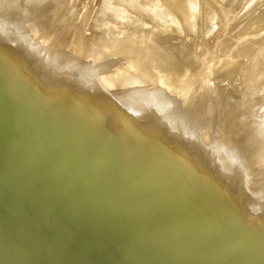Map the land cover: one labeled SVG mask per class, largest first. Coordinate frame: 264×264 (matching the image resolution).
<instances>
[{"label": "water", "instance_id": "water-1", "mask_svg": "<svg viewBox=\"0 0 264 264\" xmlns=\"http://www.w3.org/2000/svg\"><path fill=\"white\" fill-rule=\"evenodd\" d=\"M0 20V264H264V198L240 147L158 82L103 95L111 40L32 41Z\"/></svg>", "mask_w": 264, "mask_h": 264}, {"label": "rangeland", "instance_id": "rangeland-1", "mask_svg": "<svg viewBox=\"0 0 264 264\" xmlns=\"http://www.w3.org/2000/svg\"><path fill=\"white\" fill-rule=\"evenodd\" d=\"M103 1L0 0V20L19 24V18L27 16L25 19V27L31 32L32 41L35 42H40L49 34H56L61 28L67 27V21H72V28H66V38H71L69 46H77L72 55H79L83 50L84 44L93 46V40L95 39L104 41L102 32H106L109 37L112 35V32L109 30H112V27H101L97 25V19L102 11ZM221 1L223 3L225 0ZM226 1L228 2L230 0ZM253 1H255L254 4ZM235 3L240 4H238V7L233 6L229 10L232 12L235 9L234 16L238 14L232 21L233 23L231 22L233 25L230 23L228 27L232 28V30L227 28V31L225 30V33L221 35L218 41H213L211 46L204 47L200 53L198 52L195 55L193 64L195 66L194 73L197 76L193 77L190 85L195 84L197 79L199 84L193 85L194 87L189 86L186 93L188 100L186 102H179V110L180 115L198 113L200 121L206 118L207 123L202 129L201 142L206 152H213L215 142L225 150L232 151L236 147L241 148L244 164L248 169V175L255 176L257 186V188H252V182H246V190L255 198L261 199L264 198V166L256 163L258 156L252 152L261 147L262 152L260 153V157L264 158V136L261 137V141L255 140V132H264V96H262L264 94V85L256 84L252 86V89H256L257 91L248 92L245 85L241 84L240 73L229 72L231 73L229 77L224 74V77L228 80L225 84L230 82L231 79L235 85H241L243 87H240L238 91L231 92V95H229L231 89V85H229L230 89L224 91L223 105L211 103L213 101L211 96L216 91L215 84L221 77V73H223V71L221 72L223 64H226L228 61L237 60L238 57L239 60L235 62V65L242 62L246 59L244 55L247 50L244 51L243 49L246 48L247 44L259 42L258 44L261 45L264 43V13H262L264 12V0H238ZM153 16L155 19L153 20L154 23L152 22L151 24L157 26V22H161L162 20H159L160 18H157L156 15ZM261 19L263 20L262 22ZM125 23L120 22V25L123 26L121 28V34L126 37V46L133 47L131 44L136 41L137 38L135 39V37L139 31L133 28L130 23V25ZM209 23L213 22L210 20L205 21L204 25L206 28L213 26ZM247 23L249 27H247ZM148 24L150 25V23ZM118 29L120 27H115L114 30L118 31ZM146 31L141 32L145 41L143 46L149 45L150 41H153L157 47L160 45L170 47L172 45L165 44L163 40L160 41L161 39L168 40L173 44L178 42L173 41L169 37L149 33L147 27ZM216 31H218V28ZM106 41L107 43H111L109 40ZM181 52L178 50V53ZM240 56H243L245 59ZM133 57L134 54L127 55L123 53L120 55L110 54L96 59V67L99 69V85L103 95L110 98L108 90L117 92V104L121 106H124V87L133 88L137 80L143 79L141 75L136 76L134 74L135 71L129 67L133 63ZM188 65L190 66L191 62H188ZM217 65H219L218 68ZM216 68L219 70L218 76L216 74ZM227 68L231 69V67ZM120 69L125 70V73L118 75L117 72ZM202 70L203 74L201 76L204 77L206 84L205 88L198 92L201 85V80L198 75ZM242 88L246 89L245 91L247 92H244ZM262 90L263 94H261ZM220 94L222 95L223 93L217 92V95ZM262 98L263 100L260 101ZM208 99L211 101H209L210 104L206 103ZM248 127H253L255 131H252L254 132L252 137L255 144L253 146H247L244 140L245 135L251 133L247 130ZM204 135H208V137L204 138Z\"/></svg>", "mask_w": 264, "mask_h": 264}, {"label": "bare ground", "instance_id": "bare-ground-1", "mask_svg": "<svg viewBox=\"0 0 264 264\" xmlns=\"http://www.w3.org/2000/svg\"><path fill=\"white\" fill-rule=\"evenodd\" d=\"M236 1L238 0L232 2L231 0L228 2L225 0L223 3L221 0H104L102 11L97 19V25L113 28L112 30L109 29L112 32L110 37L111 40H109L111 43H108L111 48V54H134L133 63L130 64L129 67L135 71L134 74L136 76L141 75L143 79L137 80L133 88L144 85L149 91L155 92V85H150V83L158 82L163 88L169 89L177 102L181 103L188 100L186 93L189 86L191 87L199 84L197 79L195 84L190 85L193 81V77L197 76L194 73L195 66L193 64L195 55L198 52L200 53L204 47L211 46L213 41H218L234 18L238 16V14L237 16L233 15L235 9H233L232 12L229 11L233 6L238 7V4L240 3L237 4L235 3ZM254 2L255 1H253V4ZM153 15H156L157 18H160L159 20H162L161 22H157V26L151 24L155 19ZM207 20L213 22L209 23L213 25L211 28L205 27L204 23L205 21L207 22ZM262 21L263 20L261 19V22ZM120 22L125 24L130 23L133 28L139 31L135 37V39L137 38L136 41L131 44L133 47L126 46V37L121 34V28L123 26L120 25ZM242 22L244 21L242 20ZM148 23H150V25ZM150 26L152 27L150 28ZM206 26L208 25L206 24ZM115 27H120V29L116 31L114 30ZM146 27L149 29V33H155L167 38L169 37L173 41L178 42L173 44L168 40L160 38V41L163 40L165 44L172 45L170 47H163L162 45L157 47L153 41H150L149 45L143 46L145 41L141 32L146 31ZM247 27H249L248 23ZM217 28L218 31H216ZM228 29L232 30V28ZM218 33L220 34L218 35ZM258 43L247 44L246 48L243 49L244 51L247 50L244 55L246 59L243 56H240L245 59L242 62L235 65V62L239 60L238 57L237 60L228 61L226 64H223L221 69V72L223 71V73H221L222 78L220 77L215 84L216 91L214 92V95L211 96L214 102H211L208 99L206 102L207 104H210L211 102L215 103V105H223L224 91L230 89L229 85H231L232 89H230L229 95H231V92L238 91L240 90V87H243L241 85H235L230 78V82L225 84L228 80L224 77V74L229 77V74H231L229 72L240 73L241 84L245 85L248 92L257 91L256 89H252V86H255L256 84L264 85V43L261 45ZM178 50L182 52L178 53ZM188 62H191L190 66L188 65ZM218 66L219 65H217V68ZM227 67H231V69H228ZM217 68L216 74L218 76L219 70ZM123 73H125V70L123 69H120L117 72L118 75ZM202 74L203 70L201 73L199 72L198 75L201 80L198 92L203 90L206 84L204 77L201 76ZM246 89H243L244 92H247L245 91ZM217 92H222L223 94L217 95ZM261 94H263V90ZM262 96H264V94ZM255 97L259 98L257 96ZM262 100L263 98L260 99V101ZM247 130L251 133H247L244 140L247 146H253L255 145L252 137L255 132L254 128L248 127ZM255 133V140L261 141L264 132ZM207 137L208 135H204V138ZM261 152L262 148L259 147L252 153L258 156L256 163L264 166V158L260 157Z\"/></svg>", "mask_w": 264, "mask_h": 264}]
</instances>
